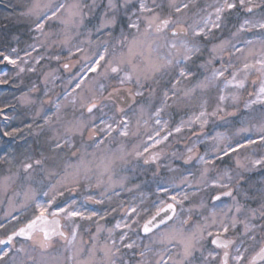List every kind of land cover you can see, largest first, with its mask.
I'll return each instance as SVG.
<instances>
[{
	"label": "snow or ice",
	"instance_id": "6c2138e0",
	"mask_svg": "<svg viewBox=\"0 0 264 264\" xmlns=\"http://www.w3.org/2000/svg\"><path fill=\"white\" fill-rule=\"evenodd\" d=\"M7 6L12 12L0 19L25 23L31 42L21 48L19 35L0 34V64L18 77L38 73L45 60L70 71L77 57L80 67L55 100L57 69L40 72L44 87L33 82L20 97L32 112L29 135L46 138L38 151L0 156L9 165L0 173V204L8 206L0 264H264V180L248 175L264 171V0ZM0 115L10 119L4 108ZM217 121L232 131L205 132ZM21 131L0 130V138ZM185 135L190 146L171 156L199 164L198 176L169 167L178 176L157 181L166 199L141 195L111 206L117 188L140 189L132 161L157 164V176L165 149ZM184 185L194 191H175ZM106 201L103 211L86 208ZM113 213L120 218L110 227L100 223Z\"/></svg>",
	"mask_w": 264,
	"mask_h": 264
},
{
	"label": "trees",
	"instance_id": "16d2710c",
	"mask_svg": "<svg viewBox=\"0 0 264 264\" xmlns=\"http://www.w3.org/2000/svg\"><path fill=\"white\" fill-rule=\"evenodd\" d=\"M25 0H3L0 3V17L9 15L12 12V8L8 7L9 3L11 4H23ZM21 9L19 7L16 8V12H19ZM10 33L12 35H19L21 39V43L19 47L23 48L26 43L31 42L29 40V29L27 25L23 22H19L15 19V16L9 21H4L0 19V34ZM14 44V41H12ZM3 44H0V47H3ZM44 51V50H43ZM23 54V53H21ZM48 54V53H46ZM45 66V61L38 67V73H24L21 74L19 77L16 76L15 69L12 65L0 64V78H4L8 80L6 84H0V108H4L6 114L10 117V119L6 122L7 127L3 128L4 118L3 115H0V130H11L12 128H20L22 129L21 133L15 137H3L0 138V156L3 155V150L7 149L13 155H20L24 153L26 150H39L41 146H43L45 136L37 137L36 135H29V129L25 127L27 123L31 122V115L32 112L29 107H26L20 103V97L24 93H29V89L33 82H36L39 87H42V83L37 80V76L40 72L49 71ZM50 68L59 70V65L55 64V66H51ZM49 68V69H50ZM7 71V72H6ZM62 73V71H58ZM57 72V73H58ZM7 73V75H5ZM42 79V77H41ZM30 95L35 96V94L30 93ZM7 106V107H5ZM178 117V116H177ZM176 117V118H177ZM228 120H232V117H228ZM242 119V118H241ZM217 125H222L223 122H217ZM225 130L231 132V129ZM33 132H35V126L33 125ZM171 149H165L164 156H166L165 163L167 166L158 172L157 176H154L153 173L157 172V164H149L143 165L142 161H132L133 165H139V176L133 180V183L140 184V189H147L149 191L150 186L152 184H157V181L164 179L165 177L171 175L168 171V168L171 167L173 169H179L183 171L188 169L185 165L181 164L180 161L174 159L170 154ZM170 156V158H169ZM228 157L225 158V162L228 165H232L233 161ZM217 165L225 166L224 162H217ZM7 164H4L3 161H0V173H3L4 169L7 168ZM174 174L178 175V173L173 172ZM261 170H258L255 174H253L252 182L257 183L259 182L258 178L260 176ZM134 174V173H133ZM153 199V198H152ZM148 200L147 202H150ZM108 206V205H107ZM109 207V206H108ZM89 224V222L87 223ZM106 226L108 224L104 223ZM94 227V226H93Z\"/></svg>",
	"mask_w": 264,
	"mask_h": 264
},
{
	"label": "rangeland",
	"instance_id": "374dc122",
	"mask_svg": "<svg viewBox=\"0 0 264 264\" xmlns=\"http://www.w3.org/2000/svg\"><path fill=\"white\" fill-rule=\"evenodd\" d=\"M81 39H83V37H81ZM40 51H41V53H44L43 49H41ZM56 51H59V49H57ZM44 54L47 55L46 53H44ZM21 55H23V54H21ZM33 56H37V53L34 52V53H33ZM76 60H77V57H73V58H72V61H71V62L74 64V67H72V69H71L70 71H65V70L62 68V66L59 65V68H60V69H59L58 71L61 70L62 73H60V72L57 71V72H58L57 75H59V76L61 77V80H58V81L56 82V86H55V88H54V92H53V94H52V99H53V100L56 99V95H55V93L62 91L63 87L67 84V81H68V79H69L71 73H74V72L78 71V69H79V67H80V64H76V63H75ZM43 62H44V61H43ZM81 63H82V61H81ZM55 64H57L55 61H47V60H45V66L47 67V68H45V70H46V69H48V70H52L53 68H50V67H51L52 65L55 66ZM39 66H40V65H37L36 67L38 68ZM49 68H50V69H49ZM6 72H7V71H6ZM15 73H16V70H15ZM5 74H7V73H5ZM50 86H51V85H50ZM43 87H44V85L42 84V87H41V88H43ZM46 107H47V105H46ZM165 118H167V117H165ZM176 120L178 121V120H179V117H177ZM7 121H8V120H7ZM7 121H4V123H3V128H6V127H7V124H6ZM217 122H219V121H217ZM214 128H215V131H227V130H225V127L222 126V125H220V126L217 127V126H214V125H211V124H210V125L208 126V128L205 129V132H212ZM46 135H47V134H46ZM45 137H46V136H45ZM171 139H172V138H170V140H171ZM191 139H192V140H195V137H192ZM133 142L136 143L137 141L134 140ZM190 144H191V140H189V139H188V136L185 135L183 139H180V140H179V142L173 141L171 151H172V150H175V151H178V152H184V151H185V145L190 146ZM161 147H163V146H161ZM207 147H208V150L210 151V150H211L210 142H209V145H208ZM205 150H206V148H205L204 145H200L199 148H198V151H199V154H200V155H203V154L205 153ZM171 151H170V153H171ZM170 155H171V154H170ZM169 158H170V156H169ZM225 158H226V157H225ZM165 160H166V156L161 155V157H160V159H159V161H158V164H159V170H158V172H159V173H160V171H162L161 169H163V168H165V167L167 166V164L165 163ZM178 161H180L181 164L185 165V164L183 163V161H181V160H178ZM217 162H218V161H217ZM231 162H232V161H231ZM185 166L188 167V169L183 170V172H184L185 175H187L189 171L195 173L197 176L199 175V169H200V165H199V164H197V163H190V164L185 165ZM8 167H9V166H7V168H8ZM223 167H225V166H220V168H223ZM7 168H6V169H7ZM6 169H4L3 171H5ZM257 171H258V170H257ZM257 171H256V172H257ZM256 172L251 173V174H248V175L251 177V180H253V174H255ZM170 174H171V175H169V176H167V177H165L164 179L159 180V181H160L161 183H165V182H167V183H171L172 180H173V178H175L176 176H178V175L174 174L173 172H171ZM131 175L134 176L135 178L139 176V174H136V173H134V174L132 173ZM209 175L211 176L212 173H210ZM258 180H259V181L264 180V171H261ZM132 186H133L132 184H129V185H128V187H132ZM182 190H187V191H189V192L194 191V189L188 188L187 185L182 186V188L175 189V191H182ZM91 192H92L93 195H97V196L99 195V191L96 190V189L91 190ZM116 192L118 193V195H113L112 193H110V195H113V199H112V201H111V206H115V204L119 203L121 200L124 201L125 203H127L128 201L132 200L134 197H140L141 195H143V196L146 198V202H147L148 200H150V199H151V200L156 199L157 196H159L160 198H165V199H166L165 194H161V193H158V192H157V184H152V185L150 186L149 191H148L147 189H142V190H141V189H133L132 192H127V191H122L121 189L117 188V189H116ZM66 195H67V194H66ZM74 195L76 196V199L78 200V202H80V203H83V202H84V195H85V193H83V192H78V193H75ZM198 196H199V197H203L204 199H207V193H203V192H202V193H199ZM41 198H43V197H41ZM152 198H153V199H152ZM196 198H198V197H193V199H196ZM230 202H231V201H230L229 198H224L223 203H230ZM107 205L110 206L109 202H107V201H106L105 204H103V205L93 204V203H90V202H89V203H86V208H87L88 210H93V209H94V210L103 211V210H105V209L108 208ZM187 205H188V202L186 201V202H185V206H187ZM6 211H8V206H7V204H6V203L0 204V220L3 219L4 214H5ZM28 215H30V213H28ZM119 218H120V216H119L118 213H113L112 215H109V216L107 217V220H106V221H100V223H101V224L106 223V224H108V226L110 227V226L112 225V223H114L115 220H117V219H119ZM21 219L23 220L24 217H21ZM14 223H15V222H13V224H14ZM81 223H82L84 226H88V225H89V224H87V223H88L87 221H81ZM13 224H9V225L7 226L9 231L12 230V228H13ZM2 235H3V232L0 231V236H2ZM0 247H2V246H0Z\"/></svg>",
	"mask_w": 264,
	"mask_h": 264
}]
</instances>
